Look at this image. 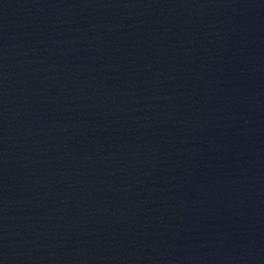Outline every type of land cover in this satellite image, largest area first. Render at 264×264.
Masks as SVG:
<instances>
[{
    "label": "water",
    "instance_id": "obj_1",
    "mask_svg": "<svg viewBox=\"0 0 264 264\" xmlns=\"http://www.w3.org/2000/svg\"><path fill=\"white\" fill-rule=\"evenodd\" d=\"M0 264H264V260L158 227L0 207Z\"/></svg>",
    "mask_w": 264,
    "mask_h": 264
}]
</instances>
